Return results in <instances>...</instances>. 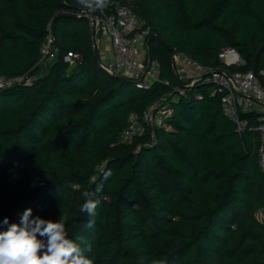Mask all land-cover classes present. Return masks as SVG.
Masks as SVG:
<instances>
[{"label": "trees", "instance_id": "obj_1", "mask_svg": "<svg viewBox=\"0 0 264 264\" xmlns=\"http://www.w3.org/2000/svg\"><path fill=\"white\" fill-rule=\"evenodd\" d=\"M110 3L150 31L159 79L149 87L107 71L78 0H0V75L22 78L0 90V231L31 208L53 221L66 214L92 264H264L262 114L243 113L249 124L238 132L223 87L211 75L181 80L173 60L183 52L214 70L264 69V0H108L107 11ZM50 34L60 51L42 63ZM228 47L245 64L226 66ZM70 51L83 57L75 67L64 61ZM178 86L186 91L169 97L165 126L124 142L130 115ZM97 185L93 218L79 206Z\"/></svg>", "mask_w": 264, "mask_h": 264}, {"label": "built area", "instance_id": "obj_2", "mask_svg": "<svg viewBox=\"0 0 264 264\" xmlns=\"http://www.w3.org/2000/svg\"><path fill=\"white\" fill-rule=\"evenodd\" d=\"M110 6V11L103 8L96 11L82 9L80 12L88 20L92 48L100 55L102 46L109 42L108 61L102 60L107 71L134 79L142 87H149L159 79V63L151 60L146 52L147 36L150 31L143 28L142 19L129 7L120 3H110ZM59 51V48L54 46L50 34L41 48V62L51 63L58 56ZM219 58L229 67L245 64V60L232 47L222 50ZM82 59V54L79 52L70 51L64 55V61L71 67L79 65ZM173 60L177 74L193 70L196 77L211 75V79L223 87L225 95L222 97V108L224 113L236 123L238 132H242L249 124L247 119H242L243 113L256 111L262 114L258 126V161L264 173V69L257 73L230 72L225 68L214 70L198 63L183 52H176ZM185 68L189 70L186 71ZM21 81L20 77L8 78L0 75V90ZM185 91V87L178 86L172 94L164 96L143 113H132L122 140L131 142L135 136L143 135L148 129L165 126L166 117L172 112L167 106L169 97L178 98L184 95Z\"/></svg>", "mask_w": 264, "mask_h": 264}, {"label": "clouds", "instance_id": "obj_3", "mask_svg": "<svg viewBox=\"0 0 264 264\" xmlns=\"http://www.w3.org/2000/svg\"><path fill=\"white\" fill-rule=\"evenodd\" d=\"M78 3L90 10H101L107 6L108 0H78ZM110 175V173L108 174ZM107 179V175L105 176ZM103 186L97 185L94 191H84V203L79 206L81 213L95 217L100 200L95 197ZM68 216L60 214L55 221L39 216L32 217V209H26L19 223H11L6 231H0V264H92L85 255L89 246L83 248L82 237L73 240L66 227ZM2 224L8 225V218ZM94 220L90 219L86 227L91 228ZM152 264H167L164 259H156Z\"/></svg>", "mask_w": 264, "mask_h": 264}, {"label": "rangeland", "instance_id": "obj_4", "mask_svg": "<svg viewBox=\"0 0 264 264\" xmlns=\"http://www.w3.org/2000/svg\"><path fill=\"white\" fill-rule=\"evenodd\" d=\"M109 49H110L109 42H108V43H105V44L102 46V52H101L100 55H101V57H102L101 59H102L104 62L108 61V58H109L108 56H109V54H110ZM46 68H47V66L44 67V70H45ZM178 69L180 70L181 68L179 67ZM185 70L187 71V70H189V69H188V68H185ZM178 75H179L180 79L183 80V81H188V79H189L190 77H196V75H195V73L193 72V70H189L188 72H184V73L178 72ZM257 217H258L259 219H261V220H264V209L257 213Z\"/></svg>", "mask_w": 264, "mask_h": 264}]
</instances>
